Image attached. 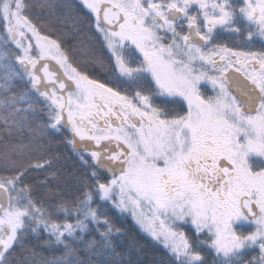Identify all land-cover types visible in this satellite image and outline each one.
I'll use <instances>...</instances> for the list:
<instances>
[{"label": "snow or ice", "instance_id": "6c2138e0", "mask_svg": "<svg viewBox=\"0 0 264 264\" xmlns=\"http://www.w3.org/2000/svg\"><path fill=\"white\" fill-rule=\"evenodd\" d=\"M113 209L159 264H264V0H0V264H141Z\"/></svg>", "mask_w": 264, "mask_h": 264}, {"label": "trees", "instance_id": "16d2710c", "mask_svg": "<svg viewBox=\"0 0 264 264\" xmlns=\"http://www.w3.org/2000/svg\"><path fill=\"white\" fill-rule=\"evenodd\" d=\"M69 2H74V0H69ZM57 34L63 35V31L58 29ZM73 40L68 39L67 45L71 47ZM73 58L76 62H79L82 57L78 52H73ZM103 74V73H101ZM54 146L53 151L58 155V160L56 161V167L61 170V183L60 187L63 188L65 185L63 180L67 178L68 173H75L77 175L83 173V168L81 167L76 155L71 151L69 145L64 142V137L60 133L53 134ZM45 172H32L29 176V180L33 178L43 179ZM55 181L52 182L51 186H56ZM68 184L71 185L72 181L69 178ZM65 195H70L69 192H65ZM109 216L115 225L123 230V235H118L116 237L117 243L123 242L126 244L129 239L135 238L144 246V255L140 257L141 264H159V258L164 255V250L161 246L156 245L148 236L143 234L140 229L133 223V221L128 216H121L116 210H111ZM59 254L58 252L56 253ZM42 255L52 256V251L42 250ZM212 253H208L206 256V264H212L213 261Z\"/></svg>", "mask_w": 264, "mask_h": 264}, {"label": "flooded vegetation", "instance_id": "af4514ba", "mask_svg": "<svg viewBox=\"0 0 264 264\" xmlns=\"http://www.w3.org/2000/svg\"><path fill=\"white\" fill-rule=\"evenodd\" d=\"M224 39L226 40V41H228V42H231V38H229V37H227V36H225L224 37ZM255 48H259V44H256L255 46H254V50H255ZM101 75V79H105L106 77L104 76V74H100ZM156 103H159V100H157V101H155ZM247 229V225H244V227L242 228V230H246Z\"/></svg>", "mask_w": 264, "mask_h": 264}, {"label": "rangeland", "instance_id": "374dc122", "mask_svg": "<svg viewBox=\"0 0 264 264\" xmlns=\"http://www.w3.org/2000/svg\"><path fill=\"white\" fill-rule=\"evenodd\" d=\"M130 219H131V217L130 216H128ZM132 220V219H131ZM134 223V222H133ZM135 224V223H134ZM137 226V225H136ZM138 227V226H137ZM144 234V233H143ZM146 235V234H145ZM150 238V237H149Z\"/></svg>", "mask_w": 264, "mask_h": 264}]
</instances>
